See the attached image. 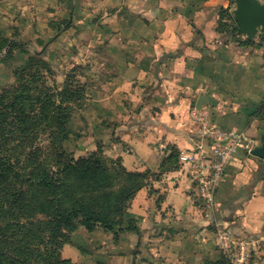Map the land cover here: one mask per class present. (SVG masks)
I'll use <instances>...</instances> for the list:
<instances>
[{
    "label": "rangeland",
    "instance_id": "obj_1",
    "mask_svg": "<svg viewBox=\"0 0 264 264\" xmlns=\"http://www.w3.org/2000/svg\"><path fill=\"white\" fill-rule=\"evenodd\" d=\"M184 1L192 8L223 7V14L216 15L214 29L222 40L226 39L236 0ZM156 7L154 0H0V162L3 157L10 159L20 175L14 181L12 173H5L0 163V223L21 219L24 226L21 235L26 236L33 249L30 255L33 264H43L52 253L76 264L246 262L247 258L237 260L236 247L226 250L222 246L218 236L223 228L215 224L212 226L215 242L209 252L198 249L202 244H194V239L185 244L177 236V229L183 224H169L160 218L146 226L143 217L132 210L137 193L124 203L122 216L112 214L114 230L100 223L89 228L79 220L74 228L60 224L59 232L52 235L50 213L56 195L33 180L44 171L54 172L60 182L68 183L65 191L69 195L84 197L89 205L103 207L109 201L114 203L113 197L108 201L103 196L106 192L119 194L134 181L142 183V189L162 179L163 165L157 171L144 165L137 170L125 166L123 155L129 147L121 141L119 131L120 125L139 121L143 115H150V110L155 113L153 103L161 104L147 97L159 82L154 78V68L151 67L152 78L144 75L135 81L116 79L120 66H124L116 56L121 50L136 51L135 36L129 31L136 12ZM159 22L155 17V28ZM213 31L209 35L206 32L208 39ZM201 33L203 37L206 35L204 31ZM235 39H250L254 46L264 48V31H259L254 39L238 32ZM126 44L133 46L126 49ZM136 66L149 69L152 65L140 60ZM120 87L125 93H138L124 95L121 100L114 96ZM105 97L107 107L111 108L106 114L102 109ZM129 100L132 107L141 105L139 111L127 112L131 111L127 107V111L115 112L118 101L128 104ZM145 106L149 109L141 111ZM245 108L249 116L247 128H258L259 145V137L264 133V99L257 104L249 101ZM125 115H130V120L119 122ZM106 134L113 141L106 140ZM172 153L175 152L171 148L169 155L174 157L171 166L179 167L182 163L179 159L176 163L177 155ZM66 156L98 157L107 168L100 178L101 184L64 173L61 169ZM17 192L20 197H15ZM155 198H161L159 189Z\"/></svg>",
    "mask_w": 264,
    "mask_h": 264
},
{
    "label": "crops",
    "instance_id": "obj_2",
    "mask_svg": "<svg viewBox=\"0 0 264 264\" xmlns=\"http://www.w3.org/2000/svg\"><path fill=\"white\" fill-rule=\"evenodd\" d=\"M154 1L156 8L136 12L129 25L137 42L136 51L121 50L116 56V60L124 63L117 80L135 81L144 75L152 78L153 67L154 78L159 82L147 97L152 102L161 101V104L153 103L155 113L150 110L143 124L122 130L120 139L129 147L123 155L125 166L137 170L144 165L157 171L169 157L171 148L180 152H210L214 139L210 132H203L204 124L223 130H246L251 143L242 144L235 161L227 167L213 209L198 202L197 184L186 165L181 164L177 168L162 169L161 180L140 189L132 210L143 217L146 226L160 218L169 224H183L177 229V236L185 244L194 239V244H202L198 249L205 248L207 252L215 242L213 224L226 228L239 241L247 243L245 264H264V160L251 153L258 145V128H247L249 116L245 108L249 101L257 104L264 99V48L254 43L240 45L228 36L222 40L214 29L216 18H209L208 22L202 18V14L210 15L208 9L186 6L184 0ZM155 17L161 21L157 28ZM195 31H199L198 37ZM201 31L206 34L204 37ZM210 31L214 32L213 38L208 39ZM132 46L126 44L125 48ZM140 60L152 66L140 69L136 66ZM122 90L120 87L114 92L121 100L124 95L138 93ZM106 100L105 97L102 107L105 114L111 112ZM126 102L118 101L115 112L127 111V107L131 108L127 112L139 111L141 105L137 104L136 108L132 107L131 100ZM130 118L125 115L118 121L126 123ZM157 187L161 198H155ZM237 260L240 261L238 257Z\"/></svg>",
    "mask_w": 264,
    "mask_h": 264
},
{
    "label": "trees",
    "instance_id": "obj_3",
    "mask_svg": "<svg viewBox=\"0 0 264 264\" xmlns=\"http://www.w3.org/2000/svg\"><path fill=\"white\" fill-rule=\"evenodd\" d=\"M209 10L210 15L205 17L202 14V18H205L208 22L209 18H216L217 13L223 14V7L222 8H206ZM208 13V14H209ZM229 24L230 29L227 31L228 39H233L240 45H251L253 46V42L250 39H246V41L236 40L235 37L237 36L238 32H242L240 27L238 26L237 22L233 18V15L229 17ZM216 23V22H215ZM214 23V24H215ZM200 29V28H199ZM204 29V28H203ZM201 28V30H203ZM198 30V29H197ZM199 31H195V37H198ZM225 40V39H224ZM183 48V47H182ZM180 48L178 53L181 54L183 49ZM159 65L155 66L156 72L158 71ZM146 108V106H145ZM143 119L139 121H131L128 124L120 125V130H130L134 126H138L143 124L144 121L148 118V115H143ZM118 127V128H119ZM118 130V129H117ZM118 131V132H119ZM113 137L110 135H105V139H109L113 141ZM175 153V157L177 155L176 163L178 162L180 151L176 148H172ZM64 162V167L61 169L64 173L69 174H77L78 178L82 181H94L93 183L96 185L101 184L100 178L104 176V173H107V168H105L101 163L98 157H89V158H78L72 156H66ZM174 157L169 155V157L163 162V167L168 168H177L178 166H171L172 159ZM2 166H4L5 173L8 174L12 173V177L14 181L20 179L19 173L13 168L10 159L3 157V161L0 162ZM173 163V164H176ZM122 165V164H121ZM123 168V166H121ZM117 171V169H116ZM129 176L134 177L136 173H128ZM56 173L49 171H44L42 175L35 177L33 180L34 182L39 183L41 187H46L49 192H53L56 195V201L54 203V207L52 212L50 213L51 217V232L52 235L59 232L60 224L64 226L74 228L77 225L79 220L89 228L93 227L95 224H102L108 230H114L113 220L111 219L112 214H118L120 216L124 213V203L126 200H129L133 197L141 188L139 183L135 181L132 184H128V186L124 187L119 194H112L106 192L103 195L108 201L111 197L114 199V203L111 201L107 202L104 205L99 204L95 206L89 205L85 201L84 197L77 198L74 195H69L66 192V188L68 183L60 182L57 177ZM119 175V174H118ZM33 175H30V178ZM68 177V175H67ZM65 188V189H64ZM97 188V187H92ZM65 191V192H64ZM17 192L15 197H20V194ZM62 194V196H60ZM217 215V214H216ZM130 225V224H129ZM24 228L21 219H11L6 223H0V264H33L30 259L31 251L33 250L27 241L25 240L26 236L21 235L22 229ZM36 264V263H35ZM43 264H76L73 263L71 260L68 259H61L59 256L55 254H50L47 258L44 259Z\"/></svg>",
    "mask_w": 264,
    "mask_h": 264
},
{
    "label": "built area",
    "instance_id": "obj_4",
    "mask_svg": "<svg viewBox=\"0 0 264 264\" xmlns=\"http://www.w3.org/2000/svg\"><path fill=\"white\" fill-rule=\"evenodd\" d=\"M198 119H201L199 117ZM210 132L212 140L210 152L182 151L179 161L186 165L192 180L196 182L198 198L205 207L213 209L216 192L224 177L227 167L235 161L238 149L244 143H251L246 130H223L217 126H203V132ZM218 240L227 250L233 246L239 251L238 259L243 261L247 257V243L237 238L226 229H221Z\"/></svg>",
    "mask_w": 264,
    "mask_h": 264
},
{
    "label": "water",
    "instance_id": "obj_5",
    "mask_svg": "<svg viewBox=\"0 0 264 264\" xmlns=\"http://www.w3.org/2000/svg\"><path fill=\"white\" fill-rule=\"evenodd\" d=\"M233 13L242 33L248 38H255L259 31H264V3L261 1L236 0ZM251 153L264 160V134L261 136V143Z\"/></svg>",
    "mask_w": 264,
    "mask_h": 264
}]
</instances>
